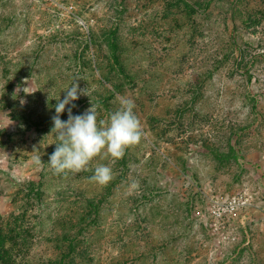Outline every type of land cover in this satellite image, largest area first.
I'll return each mask as SVG.
<instances>
[{"label": "rangeland", "instance_id": "374dc122", "mask_svg": "<svg viewBox=\"0 0 264 264\" xmlns=\"http://www.w3.org/2000/svg\"><path fill=\"white\" fill-rule=\"evenodd\" d=\"M73 81L72 115L99 105L107 120L132 100L145 135L118 161L56 175L52 117ZM99 164L107 186L89 179ZM30 182L34 233L85 227L81 264H264V0H0L4 219ZM231 199L215 219L214 201Z\"/></svg>", "mask_w": 264, "mask_h": 264}, {"label": "clouds", "instance_id": "9594fccd", "mask_svg": "<svg viewBox=\"0 0 264 264\" xmlns=\"http://www.w3.org/2000/svg\"><path fill=\"white\" fill-rule=\"evenodd\" d=\"M64 91L66 95L62 100L58 99L56 114L52 117L51 133L58 142L49 156L48 165L54 174L67 176L90 171L89 165L97 157H110L113 162L118 161L124 157L126 150L137 146L144 138L145 133L134 112L135 104L132 100L122 101L107 120L98 121L99 105H91L84 114L72 115V108L75 107L72 102L82 94L77 83L73 81ZM31 93L33 92L27 94ZM67 105H71L67 108L68 119L62 121L60 114ZM33 163L37 167H43L39 155L33 157ZM113 178L112 168L99 164L89 179L100 186H107ZM138 188L139 181L133 180L130 190L136 191Z\"/></svg>", "mask_w": 264, "mask_h": 264}, {"label": "trees", "instance_id": "16d2710c", "mask_svg": "<svg viewBox=\"0 0 264 264\" xmlns=\"http://www.w3.org/2000/svg\"><path fill=\"white\" fill-rule=\"evenodd\" d=\"M109 35L111 56L118 61L115 33L110 32ZM41 184L30 182L26 185L29 191L18 219H4L0 215V264H81L84 260L82 258H85L86 251L83 248L80 251L79 247L87 239L85 227L76 230L60 222L65 228L61 229L56 224L46 232L40 231L42 234L34 233L35 225L44 222V218L32 222L38 217L30 214L34 205L41 203ZM88 216L94 223L96 218L90 214L80 218L79 222L83 223ZM36 239L38 241L35 243ZM36 250L38 253L33 252Z\"/></svg>", "mask_w": 264, "mask_h": 264}, {"label": "built area", "instance_id": "2783aa9c", "mask_svg": "<svg viewBox=\"0 0 264 264\" xmlns=\"http://www.w3.org/2000/svg\"><path fill=\"white\" fill-rule=\"evenodd\" d=\"M239 207V202L236 199L226 201H214L212 215L215 219H222L228 217L230 214L235 213Z\"/></svg>", "mask_w": 264, "mask_h": 264}]
</instances>
